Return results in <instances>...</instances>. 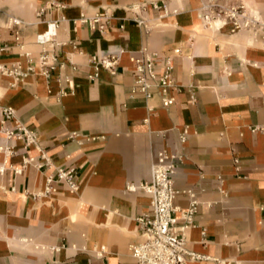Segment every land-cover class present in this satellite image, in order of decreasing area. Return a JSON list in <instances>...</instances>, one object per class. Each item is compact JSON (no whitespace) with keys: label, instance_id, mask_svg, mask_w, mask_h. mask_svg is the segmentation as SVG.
Returning <instances> with one entry per match:
<instances>
[{"label":"crops","instance_id":"obj_1","mask_svg":"<svg viewBox=\"0 0 264 264\" xmlns=\"http://www.w3.org/2000/svg\"><path fill=\"white\" fill-rule=\"evenodd\" d=\"M161 1L0 0V33L10 46L0 63L22 60L8 17L22 20V41L33 54L41 49L35 34L58 21L57 65L48 77L36 72L10 86L0 74V103L36 136L27 147L12 138L14 153L0 152V264H135L130 245L141 239L136 216L148 210L149 196L128 186L149 178L162 149L175 155V186L198 201L183 232L187 247L223 264H264V129L250 130L264 125V47L248 32L204 28L196 13L206 0H170L166 14ZM234 1L264 14V0ZM103 10L110 19L102 32L74 21ZM136 14L147 27L132 20ZM142 46L182 49L171 106L163 107L159 94H130L129 57ZM119 48L125 52L116 73L101 69L89 79L91 56ZM22 157L42 166L15 173ZM67 166L76 171L75 193L59 183L49 196L32 195ZM189 204L185 192L173 200L179 228Z\"/></svg>","mask_w":264,"mask_h":264},{"label":"built area","instance_id":"obj_2","mask_svg":"<svg viewBox=\"0 0 264 264\" xmlns=\"http://www.w3.org/2000/svg\"><path fill=\"white\" fill-rule=\"evenodd\" d=\"M169 1H161L164 14L168 11L167 4ZM197 15L202 22V26L206 29L221 30L226 27L232 34L248 32L264 47V14L249 7L244 2L206 0L199 6ZM109 19V12L103 10L90 17L80 16L78 20L74 21L102 32L107 28ZM132 20L138 25L147 27L145 20L139 17L138 14ZM23 25L22 20L19 18L13 16L7 18L5 28L12 37L13 45L18 49V56L22 58V60L10 64L0 63V74L10 79V86L16 85L29 74L36 72L48 77L50 71L54 70L57 65L55 47L58 43L55 38L58 21L48 22L44 31L35 34L34 41L41 47L37 54H33L24 47L22 41ZM188 46H191L190 41ZM9 47L0 33V55L8 51ZM124 52L123 48H119L117 51L106 55L91 56L89 61L92 63L93 72L88 75V78L91 80L97 79L101 69L112 75L115 74ZM181 54L182 49L179 46L168 51H154L147 46H142L137 56H130L129 61L132 63L130 69L132 77L131 96L141 94L146 100H149L154 94H159L163 107L174 104V92L178 91L179 88L174 82L173 70L175 59L180 57ZM190 100L191 103L196 101L193 92L190 93ZM146 109L148 114H151L154 107L147 106ZM0 113V152H3L6 156L14 153L13 147L7 145V141L12 138L22 140L26 147L36 144L34 132L16 119L13 107L0 103ZM144 120L146 121L147 118ZM9 122L13 124L8 125ZM263 129L264 125H256L250 128L252 132L262 131ZM187 134L188 130L185 126L178 135L179 141L185 142ZM174 158V154L164 149L160 150L157 153L156 160L150 167L149 178L137 185L130 184L128 186L131 191L138 189L149 196L148 210L136 216L141 239L130 245L131 257L135 264H189L198 260L210 259H214L218 264H223L222 261L195 252L186 245L183 232L192 225L198 201L192 190H181L175 186L173 181ZM234 163H238L237 158H234ZM31 165L35 167L42 166V164H37L34 161V157H22L20 167H15L13 170L15 173H21L24 168ZM5 169L4 165H0V174H3ZM59 183L65 184L69 192L75 193L78 190L75 168L68 166L57 168L55 172L45 177L43 188L33 192L32 195L34 197L49 196L56 191ZM181 192L189 195L190 204L186 210L181 212L185 224L179 228L176 225L177 217L174 215L177 207L173 205V200ZM202 234H204V230H202ZM103 253L104 247L100 246L99 250L96 251V255L102 256Z\"/></svg>","mask_w":264,"mask_h":264},{"label":"bare ground","instance_id":"obj_3","mask_svg":"<svg viewBox=\"0 0 264 264\" xmlns=\"http://www.w3.org/2000/svg\"><path fill=\"white\" fill-rule=\"evenodd\" d=\"M197 17H198V15H197ZM215 24L217 25L218 23L216 22Z\"/></svg>","mask_w":264,"mask_h":264},{"label":"rangeland","instance_id":"obj_4","mask_svg":"<svg viewBox=\"0 0 264 264\" xmlns=\"http://www.w3.org/2000/svg\"><path fill=\"white\" fill-rule=\"evenodd\" d=\"M197 14V13H196ZM199 19V18H198ZM200 20V19H199ZM200 22H201V20H200ZM201 24H202V22H201Z\"/></svg>","mask_w":264,"mask_h":264}]
</instances>
